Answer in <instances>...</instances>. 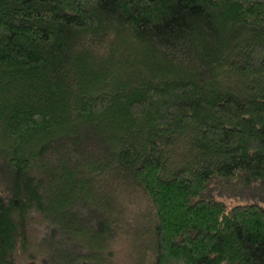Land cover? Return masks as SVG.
Segmentation results:
<instances>
[{"label":"trees","instance_id":"obj_1","mask_svg":"<svg viewBox=\"0 0 264 264\" xmlns=\"http://www.w3.org/2000/svg\"><path fill=\"white\" fill-rule=\"evenodd\" d=\"M0 264H264V0H0Z\"/></svg>","mask_w":264,"mask_h":264},{"label":"rangeland","instance_id":"obj_2","mask_svg":"<svg viewBox=\"0 0 264 264\" xmlns=\"http://www.w3.org/2000/svg\"><path fill=\"white\" fill-rule=\"evenodd\" d=\"M227 187H231L230 185H226ZM231 188H233L234 189V187H231ZM225 189H227V188H225ZM224 189V190H225ZM224 193L225 194H229V192H228V190H225L224 191ZM230 195V194H229ZM234 197V196H233ZM235 201H238V198H236V197H234V198H229V199H227V203H233V202H235Z\"/></svg>","mask_w":264,"mask_h":264}]
</instances>
